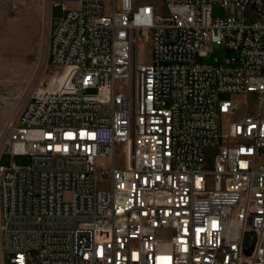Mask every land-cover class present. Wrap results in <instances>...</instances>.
<instances>
[{
  "label": "built area",
  "instance_id": "1",
  "mask_svg": "<svg viewBox=\"0 0 264 264\" xmlns=\"http://www.w3.org/2000/svg\"><path fill=\"white\" fill-rule=\"evenodd\" d=\"M163 2L63 5L0 155L9 264H264V0Z\"/></svg>",
  "mask_w": 264,
  "mask_h": 264
},
{
  "label": "rangeland",
  "instance_id": "2",
  "mask_svg": "<svg viewBox=\"0 0 264 264\" xmlns=\"http://www.w3.org/2000/svg\"><path fill=\"white\" fill-rule=\"evenodd\" d=\"M109 4L111 0H102ZM56 2H60L56 5ZM141 3L153 5L158 14H167L163 0H141ZM65 8H75L77 0H0V155L5 147V135L10 120L17 116L33 91L43 88L51 78L60 72L53 66L50 57V38L57 22L63 16ZM207 14L224 16L229 14L225 8L208 10ZM147 47H142L139 58L144 56ZM236 56V52L222 46H215L208 57L198 58L201 62L224 61ZM69 76V75H68ZM220 100H230V94H221ZM251 108L257 103L250 98ZM223 122H220V130ZM125 147H122L123 150ZM128 154L120 153L119 160ZM13 162L17 166H29L30 155H15ZM3 166L10 165V155L3 154ZM10 257L5 254L0 235V264H9Z\"/></svg>",
  "mask_w": 264,
  "mask_h": 264
},
{
  "label": "crops",
  "instance_id": "3",
  "mask_svg": "<svg viewBox=\"0 0 264 264\" xmlns=\"http://www.w3.org/2000/svg\"><path fill=\"white\" fill-rule=\"evenodd\" d=\"M77 1H78V3H79V1H81V0H77ZM101 1H102V0H101ZM140 1H141V0H138V3H140ZM102 2H103V1H102ZM77 7H78V6H76L75 8H77Z\"/></svg>",
  "mask_w": 264,
  "mask_h": 264
}]
</instances>
